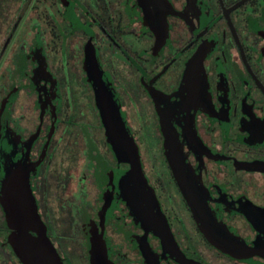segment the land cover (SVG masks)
Returning a JSON list of instances; mask_svg holds the SVG:
<instances>
[{"label": "flooded vegetation", "instance_id": "flooded-vegetation-1", "mask_svg": "<svg viewBox=\"0 0 264 264\" xmlns=\"http://www.w3.org/2000/svg\"><path fill=\"white\" fill-rule=\"evenodd\" d=\"M17 4L0 41V182L23 169L63 263L90 264L98 237L111 264H264V0ZM87 50L173 242L119 192L129 164L107 140ZM9 233L0 207V264H22Z\"/></svg>", "mask_w": 264, "mask_h": 264}, {"label": "water", "instance_id": "water-1", "mask_svg": "<svg viewBox=\"0 0 264 264\" xmlns=\"http://www.w3.org/2000/svg\"><path fill=\"white\" fill-rule=\"evenodd\" d=\"M148 21L154 27V15H149ZM86 55L87 74L94 85L96 104L107 140L116 158L129 164L121 176L119 192L146 231L155 230L163 242H173L168 223L159 206L157 208V203H154V191L143 174L138 147L125 124L113 90L90 50ZM167 159L185 193L187 190L181 181L184 166L179 162L174 164L170 154ZM0 207L6 218V226L10 229L8 241L22 264H64L47 235L23 169L7 171L1 177ZM154 208L158 209L157 213ZM212 239L218 241L216 237ZM89 252L90 264H111L98 237L91 240Z\"/></svg>", "mask_w": 264, "mask_h": 264}, {"label": "rangeland", "instance_id": "rangeland-1", "mask_svg": "<svg viewBox=\"0 0 264 264\" xmlns=\"http://www.w3.org/2000/svg\"><path fill=\"white\" fill-rule=\"evenodd\" d=\"M17 9V2H11L9 0H0V41L5 35L7 26H9V23L13 19Z\"/></svg>", "mask_w": 264, "mask_h": 264}, {"label": "trees", "instance_id": "trees-1", "mask_svg": "<svg viewBox=\"0 0 264 264\" xmlns=\"http://www.w3.org/2000/svg\"><path fill=\"white\" fill-rule=\"evenodd\" d=\"M9 1H11V2H12V1H13V2H18L19 0H9Z\"/></svg>", "mask_w": 264, "mask_h": 264}]
</instances>
